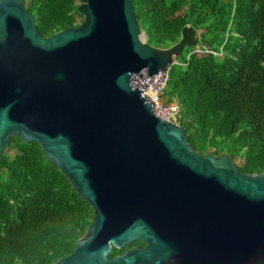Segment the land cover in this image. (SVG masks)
<instances>
[{
    "label": "water",
    "instance_id": "95a60500",
    "mask_svg": "<svg viewBox=\"0 0 264 264\" xmlns=\"http://www.w3.org/2000/svg\"><path fill=\"white\" fill-rule=\"evenodd\" d=\"M78 11L43 37L24 0H0V163L13 137L38 144L93 211L56 264H264V173L195 151L143 94L185 44L149 45L132 0Z\"/></svg>",
    "mask_w": 264,
    "mask_h": 264
},
{
    "label": "trees",
    "instance_id": "16d2710c",
    "mask_svg": "<svg viewBox=\"0 0 264 264\" xmlns=\"http://www.w3.org/2000/svg\"><path fill=\"white\" fill-rule=\"evenodd\" d=\"M80 0H27L38 32L50 37L82 21ZM147 43L185 44L161 98L195 151L232 155L247 175L264 173V0H132ZM196 47L198 52H194ZM93 219L41 147L13 137L0 163V264H56ZM112 248L109 258L123 254Z\"/></svg>",
    "mask_w": 264,
    "mask_h": 264
},
{
    "label": "built area",
    "instance_id": "2783aa9c",
    "mask_svg": "<svg viewBox=\"0 0 264 264\" xmlns=\"http://www.w3.org/2000/svg\"><path fill=\"white\" fill-rule=\"evenodd\" d=\"M158 80V82H157ZM167 80V75H164L162 81V74H159L151 79L148 85L145 87L143 94L145 97L154 104L156 115L167 122L178 124L179 109L176 104H162L159 102L158 96L162 93ZM149 91L155 93L154 97L149 95Z\"/></svg>",
    "mask_w": 264,
    "mask_h": 264
},
{
    "label": "rangeland",
    "instance_id": "374dc122",
    "mask_svg": "<svg viewBox=\"0 0 264 264\" xmlns=\"http://www.w3.org/2000/svg\"><path fill=\"white\" fill-rule=\"evenodd\" d=\"M77 4L80 5L79 2H77ZM80 22H81V21H79V23H80ZM79 23H78V24H79ZM198 51H199V49L196 47V49L194 50V52H198ZM175 62L178 63L177 58L175 59ZM157 82H158V80H157ZM158 99H159V102H160V103H162V104H167V102L165 101V99H162V98H161V94L158 96Z\"/></svg>",
    "mask_w": 264,
    "mask_h": 264
},
{
    "label": "bare ground",
    "instance_id": "6f19581e",
    "mask_svg": "<svg viewBox=\"0 0 264 264\" xmlns=\"http://www.w3.org/2000/svg\"><path fill=\"white\" fill-rule=\"evenodd\" d=\"M149 95H150L151 97H154V96H155V93H154L153 91H149Z\"/></svg>",
    "mask_w": 264,
    "mask_h": 264
},
{
    "label": "flooded vegetation",
    "instance_id": "af4514ba",
    "mask_svg": "<svg viewBox=\"0 0 264 264\" xmlns=\"http://www.w3.org/2000/svg\"><path fill=\"white\" fill-rule=\"evenodd\" d=\"M25 1V8L27 9V0H24ZM28 11V10H27ZM35 17V16H34Z\"/></svg>",
    "mask_w": 264,
    "mask_h": 264
}]
</instances>
